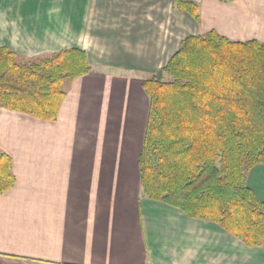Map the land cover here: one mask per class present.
<instances>
[{"label": "crops", "instance_id": "1", "mask_svg": "<svg viewBox=\"0 0 264 264\" xmlns=\"http://www.w3.org/2000/svg\"><path fill=\"white\" fill-rule=\"evenodd\" d=\"M0 0V47L25 57L77 48L89 74L56 121L0 108L14 187L0 195V264H264L220 226L143 195L139 158L158 76L189 36L264 42V0ZM264 202V164L248 174Z\"/></svg>", "mask_w": 264, "mask_h": 264}, {"label": "trees", "instance_id": "2", "mask_svg": "<svg viewBox=\"0 0 264 264\" xmlns=\"http://www.w3.org/2000/svg\"><path fill=\"white\" fill-rule=\"evenodd\" d=\"M174 7L200 24L195 2ZM92 71L81 49L25 57L0 47V108L56 121L67 86ZM161 75L143 81L150 100L143 195L264 247V202L247 183L264 164V42L231 41L215 30L189 36ZM15 183L12 158L0 149V195Z\"/></svg>", "mask_w": 264, "mask_h": 264}, {"label": "rangeland", "instance_id": "3", "mask_svg": "<svg viewBox=\"0 0 264 264\" xmlns=\"http://www.w3.org/2000/svg\"><path fill=\"white\" fill-rule=\"evenodd\" d=\"M162 75H161V73H158V77L160 78Z\"/></svg>", "mask_w": 264, "mask_h": 264}]
</instances>
